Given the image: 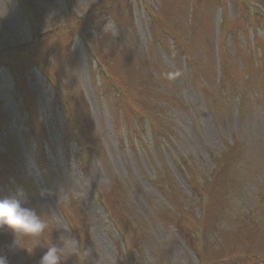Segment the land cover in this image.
<instances>
[{"label": "rangeland", "instance_id": "1", "mask_svg": "<svg viewBox=\"0 0 264 264\" xmlns=\"http://www.w3.org/2000/svg\"><path fill=\"white\" fill-rule=\"evenodd\" d=\"M255 2L0 0V200L47 224L0 229V257L41 264L55 245L58 264H264Z\"/></svg>", "mask_w": 264, "mask_h": 264}, {"label": "clouds", "instance_id": "2", "mask_svg": "<svg viewBox=\"0 0 264 264\" xmlns=\"http://www.w3.org/2000/svg\"><path fill=\"white\" fill-rule=\"evenodd\" d=\"M47 224L39 218L34 210L24 208L17 199L0 200V229L37 235L43 232ZM62 250L55 245L49 247L43 255L41 264H58ZM0 264H8L4 257H0Z\"/></svg>", "mask_w": 264, "mask_h": 264}]
</instances>
